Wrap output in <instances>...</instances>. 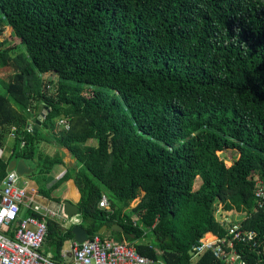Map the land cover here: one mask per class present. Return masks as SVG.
<instances>
[{
	"label": "trees",
	"instance_id": "obj_1",
	"mask_svg": "<svg viewBox=\"0 0 264 264\" xmlns=\"http://www.w3.org/2000/svg\"><path fill=\"white\" fill-rule=\"evenodd\" d=\"M5 27L18 43L0 40V150L15 129L0 182L13 159L47 175L66 149L75 167L54 188L75 182L86 240L166 264H231L193 248L238 224L256 233L255 246L234 243L242 263L264 264V0H0V37ZM219 203L244 217L221 223ZM73 227L47 218L54 259Z\"/></svg>",
	"mask_w": 264,
	"mask_h": 264
},
{
	"label": "built area",
	"instance_id": "obj_2",
	"mask_svg": "<svg viewBox=\"0 0 264 264\" xmlns=\"http://www.w3.org/2000/svg\"><path fill=\"white\" fill-rule=\"evenodd\" d=\"M58 123L64 130H69L67 119H59ZM14 132L12 127V137ZM21 179V176L11 170L0 182V264H166L141 255L136 247L128 243L107 240L100 236L81 243L74 241L70 251L71 260L58 261L43 254L41 248L48 233L47 218L55 221L60 220L63 215L50 209H45L44 213L39 206H33L32 209L37 215L21 216V206H30L25 202L27 192L20 184ZM256 195L260 198L259 206L264 208L263 186L256 188ZM99 206L108 207V198L105 195H102ZM227 222L229 223L228 220ZM226 228L227 235L224 237L213 235V238L205 240L203 237L199 245L193 248L195 257L212 250L216 258L226 263L243 264L234 243L253 242L252 246H255L256 233L244 231L238 224Z\"/></svg>",
	"mask_w": 264,
	"mask_h": 264
},
{
	"label": "crops",
	"instance_id": "obj_3",
	"mask_svg": "<svg viewBox=\"0 0 264 264\" xmlns=\"http://www.w3.org/2000/svg\"><path fill=\"white\" fill-rule=\"evenodd\" d=\"M10 136L11 135L8 136L4 146L1 147L0 150V157L4 160H6L11 154L13 138H11L12 136L11 137ZM40 147L42 148L41 150L43 152L48 150L45 144H41ZM58 156L63 163L54 165L50 173L47 175L41 173L39 174L35 169L34 162L32 161L31 162L25 161L24 159L12 160V161L24 160L26 162V166L32 170V172L29 175H24L20 182L22 187L27 192L25 202L30 204L29 207L21 206L20 215L21 216L30 215L27 212L33 211L32 209L33 206H39L41 209H43L44 213H45V209H50L61 213L63 216L60 218V220H56V221L60 222L65 228H68L71 225L73 226L81 225V218L79 217V213L70 217L65 212V204H64L65 201H70L72 204L75 205L78 204L81 199L80 191L78 190L75 182L73 180H69L66 183L58 185L56 188H54L55 185L58 184V181L63 177V175L68 170L75 167V159L72 158L70 152H68L66 149H59ZM41 178H45L44 181H42ZM107 232L108 231L106 230L104 233L107 234ZM209 236L213 238V235H209ZM103 239L112 240L109 238H103ZM74 241H77L75 237L74 239H70L65 242L61 250L60 261L71 260L70 251ZM66 243H69L70 247H66ZM41 249H42L41 252L43 254L50 255L54 259L53 253L50 250L46 249V246L43 245ZM65 254L66 256H64Z\"/></svg>",
	"mask_w": 264,
	"mask_h": 264
},
{
	"label": "rangeland",
	"instance_id": "obj_4",
	"mask_svg": "<svg viewBox=\"0 0 264 264\" xmlns=\"http://www.w3.org/2000/svg\"><path fill=\"white\" fill-rule=\"evenodd\" d=\"M11 34V29L9 27H5L4 28V33L3 35L0 37V40H5L7 39V44L5 46H3V48H6V47H13V46H16L17 45V41L15 39H12V37L10 36ZM9 74V73H8ZM4 73H0V76L1 77H4L6 76V78H8V75H7V72H5V75ZM56 79V75L54 73H46L43 75V82L44 81H52V80H55ZM7 80V79H6ZM2 89V88H1ZM89 91V90H87ZM90 145H94L96 143V141L92 140V141H89L88 142ZM223 155V158L226 160V163L228 165L231 164V162L234 160L236 154L233 152L232 149H227ZM45 178H41L42 181H44ZM198 185V182L195 183V187ZM44 186H47V185H44ZM47 188V187H45ZM140 201V196H138L136 199H134L132 202H131V206H136L138 204V202ZM217 214H218V217H219V220L220 222L222 223L223 221L225 220H228L229 222L231 221L232 223L233 222H237L239 220H241L242 217H244V213H239L237 211H235L234 209L232 210H224L223 209V204L222 203H219L218 204V208H217ZM238 223V222H237ZM209 235H214L212 233L208 234V235H205L204 237V240L205 239H211V237ZM66 247H70V244L69 243H66Z\"/></svg>",
	"mask_w": 264,
	"mask_h": 264
},
{
	"label": "water",
	"instance_id": "obj_5",
	"mask_svg": "<svg viewBox=\"0 0 264 264\" xmlns=\"http://www.w3.org/2000/svg\"><path fill=\"white\" fill-rule=\"evenodd\" d=\"M37 111L39 112V114L37 116L36 123L40 124L44 115L46 114V109L39 106L37 108ZM11 170H14L16 174L21 177H23L24 175H29L32 172V170L26 166V162L24 160L11 161L8 165L7 172ZM64 204H65V212L68 216L71 217L79 213L80 207L78 204L74 205L70 201H65ZM106 230H107L106 226H103L99 230V234H103ZM111 231L124 232V228L118 224H115L111 226ZM73 233H74L75 239L79 243L87 239V231L83 229L81 225L74 226ZM190 255H192V252H190Z\"/></svg>",
	"mask_w": 264,
	"mask_h": 264
}]
</instances>
